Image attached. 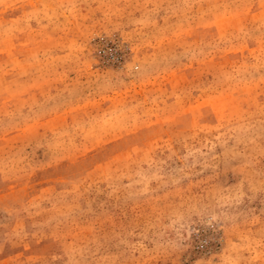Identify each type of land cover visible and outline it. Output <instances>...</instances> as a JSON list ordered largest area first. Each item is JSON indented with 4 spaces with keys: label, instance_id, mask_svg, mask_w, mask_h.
Instances as JSON below:
<instances>
[{
    "label": "rangeland",
    "instance_id": "rangeland-1",
    "mask_svg": "<svg viewBox=\"0 0 264 264\" xmlns=\"http://www.w3.org/2000/svg\"><path fill=\"white\" fill-rule=\"evenodd\" d=\"M0 264H264V0H0Z\"/></svg>",
    "mask_w": 264,
    "mask_h": 264
}]
</instances>
